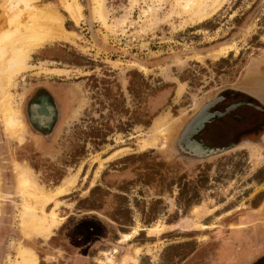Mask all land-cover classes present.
I'll list each match as a JSON object with an SVG mask.
<instances>
[{
    "label": "rangeland",
    "instance_id": "obj_1",
    "mask_svg": "<svg viewBox=\"0 0 264 264\" xmlns=\"http://www.w3.org/2000/svg\"><path fill=\"white\" fill-rule=\"evenodd\" d=\"M67 1L81 8L78 23L63 0L34 1L53 7L70 37L34 51L5 91L19 114L41 83H67L81 93L54 148L38 150L26 128L12 136L0 110V264H12L23 248L34 252L36 264H75L85 256L88 264H214L231 235L258 230L264 244L262 149L232 150L206 164L209 172L167 175L165 190L151 186L162 175L161 158L170 154L162 146L170 145L175 125L237 83L251 65L264 68V0H224L198 23L176 0ZM2 2L0 30L8 26ZM79 146L86 147L84 159L73 158ZM132 152L125 159L134 165L128 168L134 179L130 187L120 186L118 177L127 171L114 165L123 160L109 161ZM16 164L33 173L49 200L35 215L49 225L55 220L48 236L23 233L32 198L20 191ZM70 177L74 181L66 185ZM65 185L67 191L57 194ZM258 207V224L241 226ZM95 209L103 215L99 220L83 215ZM256 264H264V254Z\"/></svg>",
    "mask_w": 264,
    "mask_h": 264
},
{
    "label": "flooded vegetation",
    "instance_id": "obj_2",
    "mask_svg": "<svg viewBox=\"0 0 264 264\" xmlns=\"http://www.w3.org/2000/svg\"><path fill=\"white\" fill-rule=\"evenodd\" d=\"M232 42L234 41L227 42L226 44ZM232 53L234 52H231L230 55ZM80 99V92H76L67 83L60 82L41 83L34 87L27 97H25L21 109L22 121L27 133L29 132L35 140L32 141L39 148L38 150L54 148L61 122L66 115L71 117ZM85 110V107L80 109V114L81 111ZM173 129L171 131L172 137L170 135L172 138L170 145L165 144V147L162 146V148L170 150L169 156L161 158L160 170L162 175L157 178L155 185H151L158 189L165 190L167 188L165 184L167 175L183 176L189 172H195L196 174L209 172L210 168H206V164L217 157L223 158L229 155L232 150L249 151L262 149L264 151V68H259L256 64L251 65L241 75L237 83L227 84L221 91L208 97L191 115L183 121H179ZM95 140L102 141L99 138ZM80 143L85 145V142L81 141ZM123 148L128 147H121L119 149ZM129 150L133 149L129 148ZM148 150H140V152L146 153ZM85 151V146L77 147L72 153L73 158L84 159L87 154ZM115 151L102 159H106ZM133 154H136V152L127 153L124 156H118L109 161L123 160L114 165L117 168L124 166L120 170L122 173L127 171L126 175L121 178L118 177V180H121L120 186L125 187L127 185L130 187L129 182L134 179L129 175L132 172L128 169L134 168V165H129L130 161L125 159ZM147 170L150 171V169ZM120 171L114 170L117 173ZM87 173L88 170L85 165L81 171V175L86 176ZM149 176L150 173H147L143 178L144 181ZM85 182L88 183L86 180ZM91 184L92 182L89 186L91 188L98 186L95 184L92 186ZM179 185L181 190L184 189L183 185ZM170 187H173V185H170ZM259 209V207L255 208V213H251L250 217L248 216L246 221H242L240 225H248L251 222L258 224L257 219L259 216L257 212H259ZM83 215L88 216L86 218L89 219H98L102 214L100 210L95 209L87 210ZM218 218H221V216H218ZM256 224L255 227L258 229L260 226L257 227ZM135 230L138 231L135 228L130 233H133ZM257 231L255 235L251 236H248V233H246V236L239 233L238 235H231L228 239L226 238L214 264H256V261L264 254L263 238L261 239L258 236ZM130 233H123L122 237L124 234ZM138 235H140L139 232L133 240H136ZM122 237L117 240V244H124L120 243ZM237 243H240V246ZM115 249L117 248H114L113 252ZM75 264H88V257L85 256L84 259H78ZM164 264H168L167 260Z\"/></svg>",
    "mask_w": 264,
    "mask_h": 264
},
{
    "label": "bare ground",
    "instance_id": "obj_3",
    "mask_svg": "<svg viewBox=\"0 0 264 264\" xmlns=\"http://www.w3.org/2000/svg\"><path fill=\"white\" fill-rule=\"evenodd\" d=\"M2 1L1 8L7 16L8 26L4 30H0V94L3 93L0 110L6 130L12 136H17L20 132H25V126L21 121V113L19 114L18 110L10 106V99L5 95L6 89L16 76L27 69V62L34 51L50 43L66 40L70 37V33L65 30L61 16L49 5L39 8L34 4L35 0ZM63 1L65 2V6L63 5L65 11L78 23L82 18L81 8L67 0ZM208 1L176 0V3L177 6L183 8L182 10L190 14L194 23H198L215 13L224 2V0H215L211 5H208ZM25 19L27 21H24ZM16 169L18 170L20 191L23 194H29L32 198L29 199L32 200L31 204H28V207L24 209L23 233L25 236H30L34 231L48 236L47 233L55 220L52 221V225H49L46 218H36L37 216H35L36 210L41 208L44 211L45 204L49 201H46L42 194L44 189L37 183L31 171L21 169L17 164ZM73 181L74 178L70 177L64 182L68 185ZM66 185L59 189L57 194L66 192ZM33 191L35 192L33 193ZM36 262L37 258L34 252L23 248L17 251V257L12 264H36Z\"/></svg>",
    "mask_w": 264,
    "mask_h": 264
}]
</instances>
